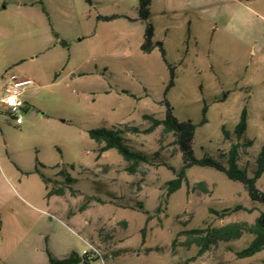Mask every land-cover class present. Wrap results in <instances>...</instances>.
I'll list each match as a JSON object with an SVG mask.
<instances>
[{"label": "rangeland", "instance_id": "1", "mask_svg": "<svg viewBox=\"0 0 264 264\" xmlns=\"http://www.w3.org/2000/svg\"><path fill=\"white\" fill-rule=\"evenodd\" d=\"M138 1L0 0V79L7 73L33 83L24 91L21 127L0 111V166L18 176L38 162L47 177L62 182L58 171L63 170L74 180L69 184L74 193L66 190L47 203L41 181L29 178L39 187V201L32 203L39 231H52L57 242L49 245L41 235L37 251L0 264H49L46 248L60 259L80 254L83 239L103 259L88 264H264V250L248 259L235 256L252 240L247 234L203 253L200 235L183 234L252 224L264 205L252 203L241 184L192 167L187 185L163 204L174 175L162 164L179 169L182 160L173 136L161 127L141 133L149 126L143 115L164 118L169 72L158 49L140 50L145 25L138 20ZM97 16L117 18L104 22ZM150 23L174 67L166 99L176 119L198 123L203 103L208 107L206 124L195 132V156L226 153L246 107L251 145L243 147L241 164L251 169L264 144V0H156ZM43 47L47 51L40 54ZM112 127L133 151L149 158L134 174L115 150L96 157L99 145L87 131ZM256 185L264 193V174ZM236 206L250 212L222 219L209 213ZM143 211L152 219L142 237Z\"/></svg>", "mask_w": 264, "mask_h": 264}, {"label": "trees", "instance_id": "2", "mask_svg": "<svg viewBox=\"0 0 264 264\" xmlns=\"http://www.w3.org/2000/svg\"><path fill=\"white\" fill-rule=\"evenodd\" d=\"M151 1L152 0L138 1V20L143 22V24L145 25L140 50L143 54H150L154 49H158L161 59L168 69L169 80L167 85L165 86L163 101L161 102V105L165 108L164 118L156 119L151 115H143L142 119L149 122V126L146 129L142 130L141 133L150 134L158 127H161L164 134H171L173 136L174 145H176L182 160V165L179 169H175L168 164H162V166L167 168L174 175V178L166 183V192L164 195L163 204H167L168 199L174 193L180 190L183 185H187V171L192 167H199L212 169L223 174L227 180L241 184L252 203H259L264 205V193L259 191L256 185L257 181L264 174V144L260 147L258 153L256 154L251 169H249L248 165L241 164L243 147H245L246 145H251V141L246 140V132L248 128L246 107L241 110L239 120L231 132L235 138V142L230 144L226 153H221L217 157L206 154H204L200 158H197L195 156V132L198 128L206 124V114L208 111V107L205 103H203V107L201 109V119L198 123H193L190 120L178 121L174 116L173 108L166 99L169 90L174 87V67L166 60L163 44L154 41L153 26L149 22ZM116 18V16L96 17L98 21L104 22H108ZM122 93L133 97V95H130L127 91H122ZM222 96L224 97V95ZM130 130L134 133L139 132L137 128H132ZM221 132L225 139H229L231 135L230 132L226 131L224 127H222ZM87 135L90 140L99 145L96 151L97 158L105 152L115 150L117 154L126 163L129 164L125 169L129 174H134L136 172V168L141 163L149 162V158L147 156L140 152L133 151L126 144L125 140L122 137V131L119 128L112 127L110 129H90L87 131ZM39 167H41V165H39ZM34 172L39 175L45 187L47 198L51 196L61 197L65 194L66 190L74 193V191L69 186V184L73 183L74 180L65 171H58V174L63 177L62 182H58L51 177H47L38 168H35ZM159 208L160 206L156 209L155 212H158ZM240 210L250 212V210L244 209L240 206H236L221 211L210 209L209 213L216 216L217 218L222 219ZM143 214L145 215V222L141 229L142 237L145 234L148 222L152 219V215L149 212L143 211ZM183 234L201 236V239L199 241V245L201 247L200 253H203L204 251L209 249L212 244L223 241L228 242L231 240H238L242 235L247 234L252 237V240L245 248L236 251L235 256L238 259L252 258L256 254L264 250V211L260 212L254 222L250 225L247 223H233L223 227L208 226L205 228L185 231L183 232ZM45 251L48 255L49 264H88L97 260L95 259L92 261H87L84 257H79L76 254H70L63 259H55L52 258L47 249Z\"/></svg>", "mask_w": 264, "mask_h": 264}, {"label": "crops", "instance_id": "3", "mask_svg": "<svg viewBox=\"0 0 264 264\" xmlns=\"http://www.w3.org/2000/svg\"><path fill=\"white\" fill-rule=\"evenodd\" d=\"M155 4L156 0H152L150 7V16L151 10ZM152 26L154 30V41L163 44V41L157 36V26ZM166 31V28H159L160 33L162 32L164 34ZM61 43L62 42H60V44ZM39 51L40 54L43 52L45 53L47 51V48L43 47ZM26 110L27 109L25 107L24 111ZM0 111L6 115L1 107ZM14 125L16 127H21L23 125V122L21 125H16L15 123ZM36 165H39V163L37 162ZM36 165L31 166V164H28L27 168H24L22 171L19 170L20 173H18V176H16L14 173H11L10 171H7L6 174L4 168L0 166V262L2 263L7 262L9 259H11V257L22 256L24 252L29 253L37 251L39 249V240L41 235L45 241L47 240L49 245H51L52 240V244H56L57 242V239L52 231L43 233L39 231V217L34 213V208L32 206V203H38L39 201V187L37 183L34 184V179L29 178H34L32 176H36L38 180L41 181L39 175L34 172L35 168H38ZM24 179L26 180V183L22 185ZM43 188L45 194L43 199L47 201V203H49L51 197H57L51 196L47 198L44 185ZM19 190L23 193L22 195H24V197L20 194ZM75 224L79 226L77 222ZM83 241L84 244L86 242L90 243L89 241H87V239H83ZM84 249L85 247L81 250L80 254H77L76 252H71V254H76L81 257ZM66 257L67 256H64L63 258Z\"/></svg>", "mask_w": 264, "mask_h": 264}, {"label": "built area", "instance_id": "4", "mask_svg": "<svg viewBox=\"0 0 264 264\" xmlns=\"http://www.w3.org/2000/svg\"><path fill=\"white\" fill-rule=\"evenodd\" d=\"M33 83L28 79H19L15 75L5 73L0 79V107L6 115L16 124L21 125L23 121L24 109L26 107L24 100V91L32 86ZM82 257L87 261L101 260L102 255L97 248L86 242Z\"/></svg>", "mask_w": 264, "mask_h": 264}]
</instances>
